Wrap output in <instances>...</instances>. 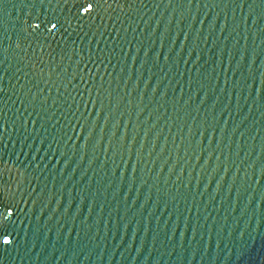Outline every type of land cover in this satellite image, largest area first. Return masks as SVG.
<instances>
[{
	"label": "water",
	"instance_id": "water-1",
	"mask_svg": "<svg viewBox=\"0 0 264 264\" xmlns=\"http://www.w3.org/2000/svg\"><path fill=\"white\" fill-rule=\"evenodd\" d=\"M0 264H264V0H0Z\"/></svg>",
	"mask_w": 264,
	"mask_h": 264
},
{
	"label": "snow or ice",
	"instance_id": "snow-or-ice-1",
	"mask_svg": "<svg viewBox=\"0 0 264 264\" xmlns=\"http://www.w3.org/2000/svg\"><path fill=\"white\" fill-rule=\"evenodd\" d=\"M55 27V25H53Z\"/></svg>",
	"mask_w": 264,
	"mask_h": 264
}]
</instances>
